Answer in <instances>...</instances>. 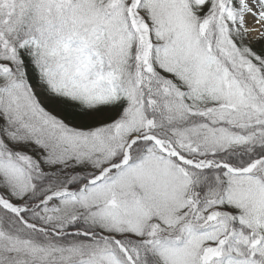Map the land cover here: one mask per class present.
<instances>
[{
	"label": "snow or ice",
	"instance_id": "6c2138e0",
	"mask_svg": "<svg viewBox=\"0 0 264 264\" xmlns=\"http://www.w3.org/2000/svg\"><path fill=\"white\" fill-rule=\"evenodd\" d=\"M0 264H264V0H0Z\"/></svg>",
	"mask_w": 264,
	"mask_h": 264
}]
</instances>
